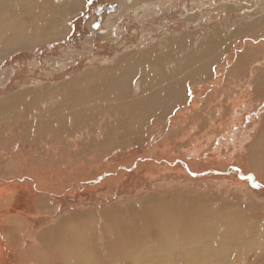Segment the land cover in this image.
<instances>
[{
	"label": "rangeland",
	"instance_id": "1",
	"mask_svg": "<svg viewBox=\"0 0 264 264\" xmlns=\"http://www.w3.org/2000/svg\"><path fill=\"white\" fill-rule=\"evenodd\" d=\"M27 1L26 16H23L26 10H23L22 4L18 3L14 10L16 15L20 14L18 19L23 28L22 35L18 38L16 32L14 36L10 29H5L0 35V102L17 94L20 98L16 99V107L11 106L12 110H4L2 113L0 111V179H5L0 180V183L5 184L8 181V184H12L9 179L18 182V185L11 186L16 196L7 198L8 201L11 200L9 206L13 205L9 211L11 216L4 218L3 214L6 212L2 211L0 221L13 219L21 224V228L26 227L31 234L25 236L24 246L29 249L33 247V233L50 227L67 215L92 211L90 213L93 217L87 220L84 228H79L80 232L79 229L76 230L80 236L86 234L85 240H89L91 248H88L86 259L75 264H264V249L255 252L257 249L252 247L250 239L245 237L243 242L240 239L237 244L228 240L223 242L224 236L219 237L221 232H211L212 229L204 235L197 232L191 240L182 239L181 236L170 237L164 228L161 235H156L154 239L144 237L143 234L139 237L140 240L138 237H131L134 240L125 238L122 243L125 242V247L121 252H117L118 249L112 247V241H115L117 236L110 228L107 231L105 219L99 214L111 210L120 214L119 219L129 222L131 218L128 214L131 209H140L141 206L153 210L162 208L164 204L157 198L165 196L168 190L181 195L200 189V192L217 191L229 199L232 197L233 201L238 198L245 204L254 201L253 205H261L264 209V181L255 177L249 169L247 172L243 170L245 176L249 175L245 181L246 185L235 181L236 170L242 168L235 167L230 170L232 163L229 161L238 149L240 154L246 152L256 138L257 128L264 119V0H52V5L48 0ZM53 30H56V35ZM15 41H19L21 45ZM14 42L16 47L12 46ZM148 49L152 50L151 52L162 49V54L157 52V58L159 64H163L159 68L162 69L158 71L160 74L157 75V72L153 71L156 73L154 78H149L151 74H147L149 80L143 78L149 89H155L152 85L160 83L161 90L172 86L170 77L179 70V73H184L193 67H199L202 73L200 67L203 68L204 65L215 68H212L210 75L201 74L202 77L200 75L198 79L187 81L185 101H178L167 118L150 120L143 135L144 143L131 140L120 146L111 141L110 150L99 148L107 119L120 105L121 98L118 96L111 97V103L107 106H100L95 111L97 114L90 119L91 122L87 116L86 123L81 122L83 127L68 130L69 133H62L61 136L59 133L53 136L56 134V128L53 133L43 129L44 126L54 125L46 122V119L41 122L42 117L39 116L48 111L47 106L53 108L62 96H57L52 90L41 91L42 87L69 82L90 72L91 69H100L104 61L111 63L130 52L143 53V50ZM153 55L155 58L156 54ZM152 63L156 67L155 62ZM191 66L192 68H189ZM168 67L174 68L170 76L163 70ZM36 89L41 92L27 94V102L31 103L33 97L39 102L25 109L26 104L21 103V95H26L25 91ZM253 99L256 101H252ZM223 109L230 113L234 110L231 116L233 124L222 133L208 138L206 142H197L196 146L193 144L192 151L183 157L182 154L186 150L181 154L179 143H189L192 137L196 138L197 132V128L187 130V112L192 111L195 117H199L211 110L216 114L215 117H219L223 114ZM182 114L185 116L178 119ZM113 117L115 118L116 114ZM170 121L173 125L165 126ZM81 144L86 147L93 144V147L88 151H83L84 146L82 150H78ZM125 145L129 147L126 148ZM69 147L76 153L70 156ZM168 150L173 151L167 153ZM227 150L228 152H225ZM221 151L228 154L230 159L223 155L219 159L221 163H213L214 166L221 167V170L216 171L217 174L212 178L191 176L190 169H187L185 174L180 168L173 172L165 168L171 167V160L175 159L185 161L186 164L188 161L191 168H197V163L206 158L201 155ZM150 157L157 160L161 167L150 164ZM164 161L167 163H163ZM48 162L54 166L53 169H47ZM30 163L34 164L32 168L24 167V164L27 166ZM125 165L133 168L130 171L119 170ZM23 168L29 172L27 175L21 173ZM117 169V175H105ZM13 172L21 174L16 176ZM28 176L41 182V185H37L43 193L34 190L30 182L22 181ZM21 177L23 179L19 180ZM214 177L216 178L213 180ZM40 197L46 198L49 207H53L55 212L52 215V210L36 213L34 204ZM225 211H213L214 218L219 217L217 220L223 221L229 215V212ZM238 221L244 227L246 223V234L250 237H264V229L260 230L261 232L254 230L255 220ZM225 232L223 234L228 235ZM187 240L190 242V250H186V246L179 249L177 244L181 245ZM167 241L172 245L169 249L165 246ZM260 243L263 245V241H259ZM244 246H251L253 250L248 248L246 252ZM35 257L37 261L41 257L45 258L44 254ZM63 259V256L55 255L53 263L50 264H65ZM27 260L23 264L31 262L29 257ZM4 264L8 263L5 261Z\"/></svg>",
	"mask_w": 264,
	"mask_h": 264
},
{
	"label": "bare ground",
	"instance_id": "2",
	"mask_svg": "<svg viewBox=\"0 0 264 264\" xmlns=\"http://www.w3.org/2000/svg\"><path fill=\"white\" fill-rule=\"evenodd\" d=\"M48 2L52 5V0H48ZM18 3L23 5V10H26L23 12V16H26L27 12H28L27 11V9H28L27 4L28 3L26 4V0H0V23H1L0 24V35L3 34V31L5 29L12 30L14 36H15L14 32H16V37H18V38L22 35L21 33H22L23 28L20 26V21L18 19L19 18L18 15H20V14L16 15L17 13L14 12V10H16V8L18 7L17 6ZM258 20L260 21V19H258ZM52 32L56 35V30L55 31L53 30ZM183 37H185V36H183ZM19 41H15V42L20 44ZM15 42L12 43V46L16 47V45H13V44H15ZM170 46H173V45H170ZM174 47H176V46H174ZM179 47H180V45H179ZM151 51L152 50L148 49V51L143 50V53L130 52V54L123 56L122 59L120 58V59L114 60L111 63L104 61L103 65L101 66L100 69H98V70L91 69L90 72L84 73L83 75H80L78 78H75L69 82L67 81V82L61 83L57 86L55 85V86H47V87L44 86V87H42L41 91L52 90V92L54 94H56L57 96H62V98L60 100H58L59 102L56 103L53 108L47 106L48 111H46L41 116H39V117H42V119H40V121L41 120L43 121V119H46V122L54 125L53 127H51V126L45 127L44 126L43 129L46 128L53 133V129L56 128L55 129L56 134H53V136L54 135L57 136L58 133L61 136L62 133H64V134H65V132L69 133L68 130L83 127L81 122L83 123V122L87 121V116H88L89 121H90V119L92 120V118L94 117V114H97V113H95V111L98 108H100V106H107L108 103H111V97L118 96L119 98H121V102L118 101V102H120V105L117 104L118 106L116 107V111L113 110L114 113H112V115H110L107 119V123L105 124V127H104L105 132H104L103 138L101 140V144L99 145V148L103 149V150L104 149L110 150L112 148L110 145L111 141H114L115 143L120 144V146L127 143L128 141H131V140L142 141L139 143H144L145 140L143 139V135H145V132L149 126L150 120H153L155 118H167V116L172 112L173 107H175L177 105L176 103H178V101H180L181 99L183 102L185 101L186 95H187L186 90H188V89H186L187 88L186 87L187 81L189 79H194V80L198 79V77L201 74L202 75H205V74L210 75V73H211L210 71L212 70V68H215V67L211 68L208 65H204L203 68L200 67V69L202 71V73H201L200 70L198 69L199 67L198 68L197 67L192 68V66H191V67H189V68H192L191 70L188 68L190 71H187L184 73H179V71H180L179 70L178 73L176 72L175 75L171 76L170 80H171L172 86L168 87L167 89H165V88H163L165 90L159 89V86L162 83H160L159 85H155V86H153L151 84L152 87H154L155 89H149L147 87V83H144V80H146V79L149 80V78H154L156 73L154 74L153 71L157 72V75H158V73H159L158 71H160L162 69V68L161 69H159V68L161 65H163L162 63L159 64L160 61L157 58V52L158 53L161 52V54H162V49H161V51H156V50H153L154 52H151ZM170 52H172V51H170ZM154 53L156 54L155 58L153 55ZM113 59H115V58H113ZM157 59H158V61H157ZM262 60L264 63V59H262ZM153 61L155 62L156 67L153 65V63H152ZM237 63H238V61H237ZM192 64H193V62H192ZM211 65L212 66L214 65L213 61H212ZM178 66H180V65H178ZM166 67H167V64H166ZM163 70H164V72H166V74L168 76H170L171 73L173 72L174 68L168 67L167 69L165 68ZM182 71H184V70H182ZM260 71H259V73H260ZM147 74H151L152 77L150 75V77L148 78ZM202 75H201V77H202ZM143 78H145V79L143 80ZM206 79H208V78H206ZM254 79H255V77H254ZM147 82L149 83V81H147ZM190 82H192V81H190ZM238 82L236 84H238ZM166 84H168V83L166 82ZM231 84H233V83H231ZM162 87H163V85H162ZM241 88H242V86H241ZM260 89H261V87H260ZM250 90H252V89H250ZM41 91L39 89L31 90V91H25L26 95H21V100L23 101L21 103L26 104L25 109L29 108L30 107L29 105L33 106L39 102V100L35 99L36 97L35 98L33 97L34 101L32 99V102L28 103L27 98L29 95H27V94H32L34 92H41ZM218 91H220V89ZM221 92H222V90H221ZM245 94H247V93H245ZM215 95H216V93H215ZM224 95H225V92H224ZM18 97H19V95L17 94V96L15 95V96L9 97V98L1 101L0 102L1 113L4 110H7V112L9 110H12L13 108L11 106L16 107L17 106L16 99H20ZM244 97H245V95H244ZM107 98H108V100H106ZM248 98L250 100L251 95L248 96ZM220 99H222V98H220ZM241 99H242V97L240 98V100ZM254 99L252 101H256ZM256 99H257V97H256ZM258 100L260 101L261 98ZM116 101H114V102H116ZM241 101H240V103H241ZM227 104H229V103H227ZM235 104H237V103H235ZM207 105H209V104H207ZM217 106H219V105H217ZM14 109H17V108H14ZM233 111L234 110H232V112L230 113V112H226L223 109V111H222L223 114L221 113V116L219 115V117H215L216 114L214 112H212L211 110H210V112H204L203 111L204 113H202L201 116H199V117H195V115H194V113H192V111H190V112L188 111L187 112V123H188V129L187 130L190 131L193 128H197V132L195 133L196 138L194 139L192 137L190 139L189 143H183V142L179 143V146L182 148L181 154L183 151L186 150V152L184 154H182V156L183 157L187 156L189 154V152L192 151V147L195 145V143L197 144V142H198V143L202 144L201 141L206 142L208 140V138H211L212 136L214 137L215 135L222 133L223 130L227 129L229 127V125L233 122V118L231 117L233 115ZM100 112H101V110H100ZM114 114H116L115 118L113 117ZM184 116H185V114H182V115L178 116L177 118L179 119V118H182ZM110 117H111V119H110ZM67 120H69V121H67ZM73 121H74V123H73ZM90 122H88V123H90ZM200 122H203V123L200 124ZM42 125H44V124H42ZM172 125H173V123L171 121L167 122L165 124V126H172ZM34 127H40V126L34 125ZM20 129H22V128H20ZM61 130L64 132H61ZM257 130H258V133H257V135L255 134L256 138L254 137L255 138L254 141L249 145L246 152L243 154H240V152H239L240 149H238L237 153L232 158V160H229L230 163H232V165H230V170L232 168H235V167L242 168V169L236 170V172H235L236 178L235 179H237V180H235V181L244 183V185H246L247 182H245V181H247L246 178L249 175L245 176L243 173L245 171L247 172L248 169L250 170V172L252 174H254L255 177L261 178L262 181H264V119L260 123V125L258 126ZM118 137H120V138H118ZM126 145H125V147H126ZM238 145H240V144H238ZM83 146L85 147V149L83 151H88L93 147V144H90L88 147H86V145H84V144H81L80 147L78 148V150H82L84 148ZM128 147H126V148H128ZM60 148H62V151H65V149L63 147H60ZM60 148H59V151H60ZM69 148L71 150V151L69 150L70 156L72 154L76 153V151L72 147H69ZM231 149H232V147H231ZM172 151L173 150H168L167 153H170ZM225 152H228V150ZM223 155L225 157H227V159H230L228 154L223 153V151H221L220 153L214 152L211 155H206V154L201 155L202 157L206 156V158L203 161L200 160V162L197 163V168H191L190 162L187 161V164H186L185 161H181L179 159L171 160L172 166L171 167H165V168L167 170L171 169L172 172L175 171L177 168H180L181 170H183L185 172V174H186L187 169H190L189 173L191 176L201 175V177H204V178H210V177L212 178L213 175L217 174L216 171L221 170V167L214 166L213 163H216V165L221 163V162H219L220 161L219 159L221 157H223ZM149 160L151 161L150 164L153 163L157 167H161L159 162L157 160L153 159V157H150ZM166 161H164L163 163H167ZM140 163H142V162H140ZM212 165L214 167H212ZM33 166H34V164L31 165V163L29 165L27 164V166H26V164H24V167H28V168L29 167L32 168ZM53 167L54 166L48 162L47 169H53ZM58 168H60V167H58ZM132 168H133V166L126 167V165H125V166L120 167L119 170L130 171ZM243 170H245V171H243ZM20 171L23 175H27L29 173L24 168H23V170H20ZM14 173H16V176L21 174V173L13 172V175H14ZM117 173H118V169L115 171L111 170L110 172L106 173L105 175H109V174L117 175ZM32 174H33V172H32ZM215 178L216 177H214L213 180ZM22 179H23V177H21V179L19 178V180H22ZM232 179H234V178L232 177ZM0 180H5V179L1 178ZM9 180L12 182V184H8V181L5 182V184L0 183L1 184L0 185V187H1V189H0V212H2V211L6 212L5 214H3L4 218H8L9 216H11L9 211L12 210L11 208L13 206V205L9 206V203L11 202V200L8 201L7 198H9L12 195L16 196V194L13 191V189L11 188V186H13V185L16 186V184L18 185V182H16V181L13 182V180H11V179H9ZM22 181L23 182H30L34 186L33 187L31 185V187L34 190H36V191L40 190L37 184L41 185V182L38 179H31L28 176V177H25ZM263 184H264V182H263ZM40 191L42 192V190H40ZM200 191H201V189H200ZM200 191L194 190L192 193L184 192L183 194L178 195V192L168 190V191H166L165 196L157 198V200H159L162 204H164V206L162 208L153 210L150 207L141 206L140 209H136V210L131 209L129 211V214H128L129 218H131V220L129 222H126V220H121L122 218L119 219L120 214L111 212V210H109L107 213H105V211L99 212V214H101V217H103L105 219V223L108 226L107 231H109L108 229L110 228L111 231L115 233V236H117V239L115 241H112V247L118 249L117 252H121L122 248L125 247V246H123L125 244V242H124V244H122L123 241L125 240V238H129V237L131 238L132 237L134 239H137V237L139 238L140 236H142V234L145 235L144 237L148 236L150 238H153V237L155 238L156 235H157V237H159L158 235H161L163 229L165 228V229H167V233L171 235L170 237L176 238V237L181 236L180 238H182V239L187 238V239H191V240L195 237L194 235H196L197 232L199 234L204 235L205 233L209 232L212 229L211 232H214V231L221 232V235H219V237H222V235L224 236L223 242H225V240H228V241L233 242V243L236 242V244H237L240 242V239H242V242H243V239H245V237H247V239L251 240L252 247L257 249L255 252H258L260 249L261 250L264 249V246H263L264 245V237H253V238L250 237L249 235L246 234L248 232V227H247L246 223H245L246 227H244L241 225L240 221H238V220H244V221L255 220L254 223L256 224V226L254 227V230L255 231L261 230L262 231L264 229V223H263L264 209L262 208L261 205H260L261 207L260 206L258 207L257 205L256 206L253 205L254 201H248V203L245 204L244 201H241L238 198H235L236 200L233 201L234 199H232V197H231V199H232L231 200L228 197H226L223 193H218L217 191L216 192H210V191L209 192L208 191L200 192ZM17 194H19V193H17ZM239 198H240V196H239ZM244 200H245V198H244ZM33 201H34V199H33ZM34 208H35L37 214L43 213L46 210H48V211L52 210L51 215L55 212L54 209H52L53 207L52 208L49 207L48 200L44 197H40L37 200V202L34 204ZM225 210L229 212V215L227 213L226 214L228 216H226V217L224 215H222V217L223 216L225 217L223 219V221L217 220L219 217L214 218L213 211H223V213H224ZM90 212H92V211L86 210V211H82V212H77L73 215H67V216L63 217L62 219H59L58 221H56L54 224L50 225V227H48L42 231L38 230L39 232H37V233H33L32 234V237H33L32 239L34 240V241L32 240L33 241V245H32L33 247L31 246L32 248H29V249L25 248L26 245L24 246L25 236L31 234V233H29V230L26 229V227H25L26 230L24 229V227L21 228V224L19 222H16L17 220L14 221L13 219L0 221V264H4L5 261L8 264H23V263H25V261H28L27 260L28 257L31 260V262L29 261V264H50V263H53V258L55 255L56 256H63L64 257L63 261L65 264H75V262L79 263V262L84 261L86 259V256H88V253H89V251H88V248L90 247L89 246L90 244H88L89 240H87V241L85 240V238H87L86 234H84V236H80L76 230H78L79 228H84V226L88 223L87 220H90L93 217ZM159 213H162L163 215H161ZM63 214H64V212L62 213V215ZM93 215H94V213H93ZM219 215H217V216H219ZM1 218L2 217L0 216V220H1ZM247 222L250 223L249 221H247ZM176 224H178V225H176ZM88 228H90V227H88ZM94 230H95V228H93V231ZM79 232H80V229H79ZM112 232H109V233H112ZM224 232L227 233L228 235L223 234ZM82 234H83V231H82ZM113 234H111V235H113ZM241 234H244V235H241ZM262 234L263 233H261V235ZM105 236H106V234H105ZM256 236H257V234H256ZM90 237H91V235L89 236V238ZM196 238H199V237L196 236ZM222 238H221V240H222ZM107 239H109V238H107ZM134 239H132V240H134ZM139 240H140V238H139ZM217 241L218 240H216V242ZM259 241L260 242L263 241V245H262V243L259 244ZM90 242H92V241H90ZM131 242L134 243V241H131ZM106 244H108V243H106ZM203 244L205 246H207L206 243H203ZM177 245H178L179 249L180 248L182 249L183 248L182 246H186L185 249L190 250V247H191L190 242H188V240L185 241L181 245L180 244H177ZM248 245H249V243H248ZM165 246L167 249L172 247L171 243H168V241L165 242ZM200 246H202V245H200ZM248 248L249 247L244 246L243 249H245L246 252H248L247 250H249L251 248V246L249 249ZM253 248H251V249L253 250ZM215 249H216V247H215ZM251 251H249V252L251 253ZM243 253L245 254V252H243ZM41 254H44L45 258L41 257L42 259L39 258L40 260H38V261L35 260V258H36L35 256H37V255L41 256ZM239 256H241V254ZM252 256H254V255H252ZM231 258H229V259H231ZM244 258H245V256H244ZM255 258L257 260V257H255ZM209 260H210V258H209ZM226 260H228V259H226ZM231 261H233V260H231ZM234 261H236V260H234ZM238 261H240V260H238ZM241 262L244 263L243 261H241ZM255 263H257V262H255Z\"/></svg>",
	"mask_w": 264,
	"mask_h": 264
}]
</instances>
